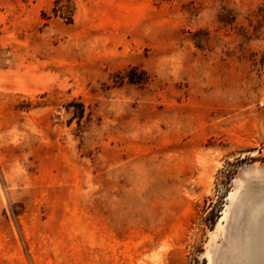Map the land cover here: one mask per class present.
<instances>
[{"label": "rangeland", "instance_id": "obj_1", "mask_svg": "<svg viewBox=\"0 0 264 264\" xmlns=\"http://www.w3.org/2000/svg\"><path fill=\"white\" fill-rule=\"evenodd\" d=\"M263 219L264 0H0V264H244Z\"/></svg>", "mask_w": 264, "mask_h": 264}, {"label": "water", "instance_id": "obj_2", "mask_svg": "<svg viewBox=\"0 0 264 264\" xmlns=\"http://www.w3.org/2000/svg\"><path fill=\"white\" fill-rule=\"evenodd\" d=\"M244 248V264H264V219Z\"/></svg>", "mask_w": 264, "mask_h": 264}, {"label": "trees", "instance_id": "obj_3", "mask_svg": "<svg viewBox=\"0 0 264 264\" xmlns=\"http://www.w3.org/2000/svg\"><path fill=\"white\" fill-rule=\"evenodd\" d=\"M132 79H130L131 81H134V80H137V79H135L134 77H131Z\"/></svg>", "mask_w": 264, "mask_h": 264}, {"label": "bare ground", "instance_id": "obj_4", "mask_svg": "<svg viewBox=\"0 0 264 264\" xmlns=\"http://www.w3.org/2000/svg\"><path fill=\"white\" fill-rule=\"evenodd\" d=\"M259 209V208H258ZM257 210V209H256ZM261 210V209H260ZM252 212V211H251Z\"/></svg>", "mask_w": 264, "mask_h": 264}]
</instances>
